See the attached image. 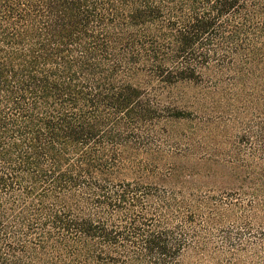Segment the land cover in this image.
<instances>
[{"label":"trees","instance_id":"16d2710c","mask_svg":"<svg viewBox=\"0 0 264 264\" xmlns=\"http://www.w3.org/2000/svg\"><path fill=\"white\" fill-rule=\"evenodd\" d=\"M0 264H264V0H0Z\"/></svg>","mask_w":264,"mask_h":264},{"label":"rangeland","instance_id":"374dc122","mask_svg":"<svg viewBox=\"0 0 264 264\" xmlns=\"http://www.w3.org/2000/svg\"><path fill=\"white\" fill-rule=\"evenodd\" d=\"M203 173H202V175H205L206 173H204L205 171H202ZM212 172H214L217 176L218 175H220L219 173H220V169H214ZM198 184V183H197Z\"/></svg>","mask_w":264,"mask_h":264}]
</instances>
